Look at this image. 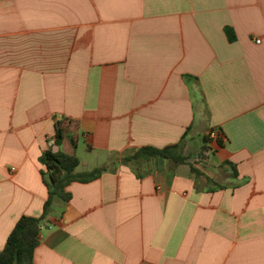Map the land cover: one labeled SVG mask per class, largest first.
I'll list each match as a JSON object with an SVG mask.
<instances>
[{
	"label": "crops",
	"instance_id": "1",
	"mask_svg": "<svg viewBox=\"0 0 264 264\" xmlns=\"http://www.w3.org/2000/svg\"><path fill=\"white\" fill-rule=\"evenodd\" d=\"M58 120L109 169L44 212ZM21 215L33 264H264V0H0V250Z\"/></svg>",
	"mask_w": 264,
	"mask_h": 264
},
{
	"label": "trees",
	"instance_id": "2",
	"mask_svg": "<svg viewBox=\"0 0 264 264\" xmlns=\"http://www.w3.org/2000/svg\"><path fill=\"white\" fill-rule=\"evenodd\" d=\"M68 139L72 148L76 146V137L73 131L64 125L61 120L56 121L53 149L41 153L39 160L43 165L41 174L48 195L43 205L45 212L53 198L58 195L67 197L65 186L72 181L87 182L97 178L103 171L109 169V164H102L88 171H76L79 163L74 152L62 148L64 139ZM183 143L164 147L141 146L131 153L121 157L122 162L131 160H150L155 157L171 158L176 161L184 159L182 156ZM116 163V160L110 164ZM41 217L21 215L10 230L3 248L0 250V264H33L34 249L38 244Z\"/></svg>",
	"mask_w": 264,
	"mask_h": 264
},
{
	"label": "built area",
	"instance_id": "3",
	"mask_svg": "<svg viewBox=\"0 0 264 264\" xmlns=\"http://www.w3.org/2000/svg\"><path fill=\"white\" fill-rule=\"evenodd\" d=\"M257 41H259V39H257ZM219 130L217 129H211L209 130L207 133H206V136L209 137L211 140L213 141H218L219 140ZM212 150L210 149H203V150H200L196 155H195V158L194 160L195 161H201V160H205L208 155L210 154Z\"/></svg>",
	"mask_w": 264,
	"mask_h": 264
},
{
	"label": "rangeland",
	"instance_id": "4",
	"mask_svg": "<svg viewBox=\"0 0 264 264\" xmlns=\"http://www.w3.org/2000/svg\"><path fill=\"white\" fill-rule=\"evenodd\" d=\"M83 141H81L80 143H82Z\"/></svg>",
	"mask_w": 264,
	"mask_h": 264
},
{
	"label": "water",
	"instance_id": "5",
	"mask_svg": "<svg viewBox=\"0 0 264 264\" xmlns=\"http://www.w3.org/2000/svg\"><path fill=\"white\" fill-rule=\"evenodd\" d=\"M12 264H15V263H12Z\"/></svg>",
	"mask_w": 264,
	"mask_h": 264
}]
</instances>
